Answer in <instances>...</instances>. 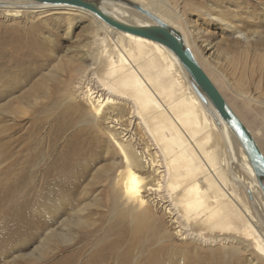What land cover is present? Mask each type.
I'll use <instances>...</instances> for the list:
<instances>
[{"label":"bare ground","instance_id":"bare-ground-1","mask_svg":"<svg viewBox=\"0 0 264 264\" xmlns=\"http://www.w3.org/2000/svg\"><path fill=\"white\" fill-rule=\"evenodd\" d=\"M205 1L182 0L179 3L178 0H145L140 5L177 31L201 65L196 56L197 52L202 53L196 44V40L202 39L201 33L193 28L194 22L187 19L184 10H188L189 15L192 12L201 14L200 6ZM253 1L215 0V4L210 5V11L219 8L220 17L233 16L235 20L231 22L237 28L241 24V28L250 37L255 21L252 18L241 19L238 14L255 12L264 5V0ZM26 2L0 0V16L10 19L28 12L36 15L51 11H77L93 20L91 48L84 46L77 56L89 59L95 66L77 80L68 99L93 104L87 113V124L99 128L103 133L107 126L124 134L122 138H117L114 134L108 136L107 152L116 155L117 149L122 159H112L101 171L109 178L114 168L122 166L127 170L124 192L119 199L125 204L124 218L128 220V224H123L119 238L112 243L108 253L92 256L89 264H103L106 259L118 253L123 255L122 264H132L135 257L143 256L146 259L141 264H177L175 260L173 262V258L181 264L177 254H184L178 249H186L185 252L190 253L189 248L196 251L192 253L194 256L191 257L193 261L190 264H208L207 260L200 259L198 252L205 250L222 252L224 258L231 254L236 258L235 264L264 262V182L259 183L237 138L209 99H202L198 95L195 84L177 56L163 44L119 31L87 10L68 6H23ZM183 4H186L185 7ZM230 7L233 9L230 10ZM103 9L130 25L155 24L125 3L109 2ZM206 18L214 22L212 18ZM99 32H103L105 37L100 39ZM261 33L256 30L258 38L247 41L244 48L241 45L243 41L227 37L222 41L226 43L228 50L220 47L223 49H218L221 52L217 55L224 57L229 65H234L235 59L230 56L231 51L242 48L244 57L248 56V49L253 45L256 48L263 45ZM208 46L206 44L204 49ZM204 59L208 61L207 58ZM211 63L214 71L231 84L227 77L229 73L226 75L220 70L219 63ZM201 67L204 69L202 65ZM52 78L55 79L56 75L53 74ZM18 80L15 78L9 83L7 81L6 87L16 86ZM220 83L223 84V81ZM236 94L247 107L264 105L263 100L256 99L248 90L240 89ZM118 108L128 111L126 120L130 122V129L124 128L123 118H117ZM105 111L107 113L103 115ZM235 112L238 114L236 110ZM243 122L245 123L244 120ZM135 126L143 133L142 141L134 132ZM246 126L255 137L254 131L247 124ZM129 143L136 154L143 158L144 168L138 166L134 155L128 154L125 147ZM98 147H92L91 150L97 152L100 150ZM84 148L77 150V157L87 152ZM82 163L77 160L78 165L82 166ZM119 172L121 174L123 171ZM70 174V169L59 168L55 179L60 181ZM146 176L153 177L151 185L146 181ZM77 177L79 181L82 180L84 173L80 171ZM44 183L34 193L36 200L32 199L31 191L22 193L12 189L0 193V251L7 249L8 252L9 247L4 249L2 245L17 241L19 235L24 234L21 232L30 229L31 224L36 221L33 214L41 216L37 220H43L42 208L49 203L45 199L56 192V183L45 180ZM163 218L167 222L162 221ZM83 223L82 221L80 224ZM15 226L23 228L18 231L19 234H16L18 232ZM162 230L166 231L163 232L166 236L172 235L168 239L173 237V243L169 240L166 244L153 247L154 236H158ZM141 232L150 234L153 239H140ZM139 240H145L147 245L138 247L135 243ZM174 243L178 245V249ZM79 255V251L63 255L55 264H71Z\"/></svg>","mask_w":264,"mask_h":264},{"label":"rangeland","instance_id":"rangeland-1","mask_svg":"<svg viewBox=\"0 0 264 264\" xmlns=\"http://www.w3.org/2000/svg\"><path fill=\"white\" fill-rule=\"evenodd\" d=\"M133 1L145 3V0ZM213 1L215 0H206L200 6L201 14L192 12L189 15V11L184 10L187 19L194 22L193 28L201 33L202 39L196 40V44L202 53L197 52L196 56L239 117L254 131L264 152V105L247 107L236 94L238 90L245 89L256 99L264 101V43L257 48L253 45L248 49L246 57L242 48L229 50L232 52L230 56L235 59L234 65H229L224 57L217 55L221 52L218 49H223L220 47L228 50L226 43L222 41L227 37L243 41L241 45L244 48L247 41L258 38L255 32L259 30L264 41V5L255 12L238 14L241 19L252 18L255 21L253 33L248 37L241 24L237 28L231 22L235 20L233 16L220 17L219 8L210 11V5L215 4ZM183 5L185 7L186 4ZM229 9L232 10L233 7ZM203 14H207L206 17L212 18L214 22L208 21ZM93 33V20L77 11H51L36 15L28 12L10 19L0 16V193L12 189L22 193L31 191L32 199L36 200L34 193L44 186V180L57 184L54 185L56 192H53V196L45 199L49 201V205L42 208L43 220H37L41 216L33 214L36 221L27 232H21L24 234L19 235L20 239L1 244L4 249L9 247V251L1 249L0 264H55L61 256L77 251L80 255L73 258L71 264H89L92 256L108 253L112 243L119 238L123 224H128V220L124 218L125 204L119 199L124 192L127 170L122 166L114 168L109 178L101 171L112 159H122L117 149L116 155L111 151L107 152L108 136L114 134L115 137L122 138L124 134L107 126L103 133L99 128L87 124V113L93 104L68 99L77 80L95 66L89 59L77 56L84 46L91 48ZM98 36L101 39L105 34L99 32ZM206 44L209 46L204 49ZM204 58L219 63V69L226 75L229 73L227 77L231 84L214 71L213 64ZM53 74L56 75L55 79L52 78ZM15 78L19 79L16 84L18 87H6L7 81L9 83ZM106 113L105 111L103 115ZM116 113L117 118L124 119V128L130 129V122L126 120L128 111L118 108ZM133 129L142 141L144 136L141 129L138 126ZM145 142L144 140L143 143ZM97 146L99 151L91 150ZM81 148L87 152L77 157L76 152ZM125 149L128 154L136 157L140 168L145 167L143 158L136 154L130 143ZM77 160L82 161L83 165H78ZM59 168L70 169L71 174L58 181L55 175ZM120 170L123 171L121 174ZM80 171L84 173V178L79 181L77 175ZM152 179V176H148L146 181L151 185ZM82 221L84 223L80 224ZM162 221L167 222L166 218ZM15 227L17 232L23 229L21 226ZM129 228L132 230L131 226ZM163 232L162 230L158 236H154L157 241L146 232L139 235L142 236L140 239H153V247H157L169 240L172 242L173 237L168 239L172 235L166 236ZM135 237L136 234L134 239ZM145 240H139L141 242L138 241L135 245L144 247L147 245ZM175 246L179 248L177 244ZM185 250L178 249L184 255H177L181 264H190L193 261L191 257L194 256L192 253L196 251L192 248H189L190 253ZM198 252L200 259L207 260L208 264H215L214 261L216 264L236 262V258H233L235 256L231 254L224 258L222 252ZM121 254H113L103 264H122ZM145 259L146 256L135 257L132 264H141ZM174 260L180 264L177 259L173 258V262ZM258 263L264 264L260 261Z\"/></svg>","mask_w":264,"mask_h":264},{"label":"water","instance_id":"water-1","mask_svg":"<svg viewBox=\"0 0 264 264\" xmlns=\"http://www.w3.org/2000/svg\"><path fill=\"white\" fill-rule=\"evenodd\" d=\"M23 6L34 7L39 5L68 6L80 8L93 13L109 26L135 36L147 38L163 44L169 48L182 63L191 80L195 84L198 95L207 97L215 107L224 122L230 128L237 141L245 152L251 167L260 184L264 182V152L257 140L248 129L243 120L235 112L227 99L223 96L209 75L196 60L192 51L186 47L180 34L162 21L152 12L145 10L140 4L131 0H26ZM125 3V5L137 10L144 16L155 22L154 25L135 26L124 23L106 12L103 8L107 3Z\"/></svg>","mask_w":264,"mask_h":264}]
</instances>
